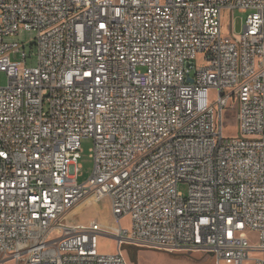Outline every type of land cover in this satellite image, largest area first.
I'll return each mask as SVG.
<instances>
[{
    "label": "built area",
    "instance_id": "2783aa9c",
    "mask_svg": "<svg viewBox=\"0 0 264 264\" xmlns=\"http://www.w3.org/2000/svg\"><path fill=\"white\" fill-rule=\"evenodd\" d=\"M91 194L115 226L64 223ZM126 246L264 264V0H0V259L129 264Z\"/></svg>",
    "mask_w": 264,
    "mask_h": 264
},
{
    "label": "rangeland",
    "instance_id": "374dc122",
    "mask_svg": "<svg viewBox=\"0 0 264 264\" xmlns=\"http://www.w3.org/2000/svg\"><path fill=\"white\" fill-rule=\"evenodd\" d=\"M245 17V13L234 10L231 14H227L224 10L222 12V29L223 36L229 34L230 29L234 33H238L241 30L242 21ZM20 42H25L29 46V42L33 38L31 32L21 33L18 37ZM27 47V51H28ZM29 60V59H28ZM32 63H35V56L31 59ZM1 83H6L5 77L1 76ZM217 96L215 90H210L209 98L213 102ZM236 109L234 104L229 103L228 107L224 110V133L226 136H235L238 134V121L236 118ZM91 147V139L83 138L81 140L80 158L78 159L79 168V182H84L92 172L93 161L90 157L89 148ZM178 189L186 193L188 187L186 184L181 183ZM63 221L66 225L88 224L90 221L99 222L104 228L112 227L116 225L115 220L111 214V209L107 199L97 200L94 195H87L80 200L73 209L68 211ZM123 227H127L129 224V218L124 217L121 219ZM61 230L57 229L52 233V237L61 235ZM248 241L251 244L257 243V232L254 230L247 231ZM99 251L102 253H112L116 248V242L113 238L107 236H101L99 239ZM124 253L129 261L128 254L136 253L138 264H213L212 257L204 252L191 251V250H175L171 252H165L160 250H154L144 247L126 246ZM252 256H256L257 253H252ZM0 264H21L15 263L9 259H0Z\"/></svg>",
    "mask_w": 264,
    "mask_h": 264
},
{
    "label": "water",
    "instance_id": "95a60500",
    "mask_svg": "<svg viewBox=\"0 0 264 264\" xmlns=\"http://www.w3.org/2000/svg\"><path fill=\"white\" fill-rule=\"evenodd\" d=\"M128 257H129V261L132 263V264H138V259H137V256H136V253H133V254H128Z\"/></svg>",
    "mask_w": 264,
    "mask_h": 264
}]
</instances>
